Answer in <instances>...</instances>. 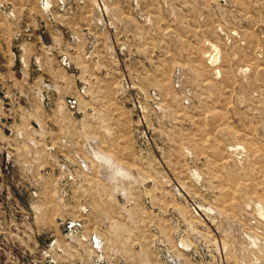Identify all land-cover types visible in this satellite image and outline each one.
Instances as JSON below:
<instances>
[{
	"label": "rangeland",
	"instance_id": "374dc122",
	"mask_svg": "<svg viewBox=\"0 0 264 264\" xmlns=\"http://www.w3.org/2000/svg\"><path fill=\"white\" fill-rule=\"evenodd\" d=\"M0 264H264V0H0Z\"/></svg>",
	"mask_w": 264,
	"mask_h": 264
},
{
	"label": "crops",
	"instance_id": "0c3cea01",
	"mask_svg": "<svg viewBox=\"0 0 264 264\" xmlns=\"http://www.w3.org/2000/svg\"><path fill=\"white\" fill-rule=\"evenodd\" d=\"M15 85V84H14Z\"/></svg>",
	"mask_w": 264,
	"mask_h": 264
}]
</instances>
